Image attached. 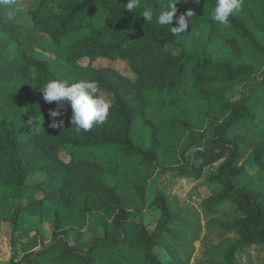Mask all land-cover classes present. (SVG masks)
<instances>
[{"label": "trees", "instance_id": "trees-1", "mask_svg": "<svg viewBox=\"0 0 264 264\" xmlns=\"http://www.w3.org/2000/svg\"><path fill=\"white\" fill-rule=\"evenodd\" d=\"M128 2L38 0L24 10L18 0L14 21L0 9V219L18 201L9 220L14 239L27 217L45 219L46 203L53 218L50 242L37 234L15 264H166L158 242L186 218L172 210L168 182H199L215 165L210 182L220 191L202 200L203 210L240 214L226 227L237 239L226 245L224 264H238L248 246L264 247V0H243L228 27L210 19L216 0H178L171 26L156 23L170 0H139L132 13ZM149 9L151 22L142 17ZM188 11V29L173 35ZM41 35L57 61L33 55ZM82 79L111 96L107 120L77 133L65 104L57 118L64 127L52 128L57 104L40 89ZM236 89L232 101L226 95ZM157 169L151 203L163 218L151 231L135 218ZM38 172L45 183L27 187ZM90 217L101 235L71 245L68 233L86 229ZM195 234L189 229L186 239ZM177 258L169 264H186Z\"/></svg>", "mask_w": 264, "mask_h": 264}, {"label": "rangeland", "instance_id": "rangeland-1", "mask_svg": "<svg viewBox=\"0 0 264 264\" xmlns=\"http://www.w3.org/2000/svg\"><path fill=\"white\" fill-rule=\"evenodd\" d=\"M23 3L24 10L32 9L38 4V0H20ZM43 48L38 49L33 55L38 59L57 61L54 47L45 35L40 37ZM174 51L178 49L169 47ZM61 63V62H60ZM108 66H118L107 62ZM100 67L99 64L95 65ZM124 73L126 69L122 68ZM241 94L240 89L227 93V97L235 101ZM102 97L111 105L112 98L104 94ZM180 164H185L179 161ZM219 165L208 168L201 181L190 182L188 179H173L168 182V194L171 197L170 205L173 211H176L177 217H186L179 224L171 223L166 228V234L159 242L156 252L160 258L169 264L177 260V257L184 258L186 264H224V249L226 245L234 242L237 237L228 232L226 227L240 218L237 210L225 206V214H208L202 208V200L216 194L220 187L210 182L212 175L216 174ZM161 170L157 169L151 177V188L149 189L147 204L135 219L142 222L149 230L155 231L158 223L162 220V212L151 203L152 198L157 192V185ZM46 176L42 173L33 174L26 182V186L43 185ZM170 183V184H169ZM173 197V198H172ZM18 201H12L5 206V214L0 219V264H15L24 254V248L33 242L36 235L46 243L51 240L53 231L52 205L46 203L45 219L40 221L37 217H27L23 223L24 232L19 238L13 239V226L10 223V217ZM7 207V208H6ZM195 229L193 239H186L189 229ZM100 223L94 217L89 218L86 229L81 232H69L68 242L72 245H83L94 237L101 235ZM174 240L169 241V237ZM248 249L241 252L238 256V264H264V253L255 246L246 247Z\"/></svg>", "mask_w": 264, "mask_h": 264}, {"label": "clouds", "instance_id": "clouds-1", "mask_svg": "<svg viewBox=\"0 0 264 264\" xmlns=\"http://www.w3.org/2000/svg\"><path fill=\"white\" fill-rule=\"evenodd\" d=\"M177 2L178 0H170L167 8L159 11L156 16L158 25H172L173 18L177 13ZM196 2L199 3V0H196ZM242 5L243 0H216L210 19L216 24L228 27L230 25V17L240 11ZM138 6L139 0H129L126 4V11L132 13ZM0 9H3L9 21H14L20 10L18 0H0ZM192 16V11L181 14L176 21L178 26L171 27L172 34L179 35L186 32L189 27V20L186 17ZM142 17L146 21L151 22L153 20V11L151 9L143 11ZM40 90L45 102H56L57 104V110L49 112L50 126L52 128L64 127V120H58L57 118L63 115L59 109L63 108L65 104L71 107L72 116L70 122L77 133L81 131L88 132L94 125H102L109 116L110 104L102 97L95 81L82 79L69 84L67 81L51 80Z\"/></svg>", "mask_w": 264, "mask_h": 264}, {"label": "crops", "instance_id": "crops-1", "mask_svg": "<svg viewBox=\"0 0 264 264\" xmlns=\"http://www.w3.org/2000/svg\"><path fill=\"white\" fill-rule=\"evenodd\" d=\"M256 248H259L264 253V247L263 246H255ZM239 256V255H238Z\"/></svg>", "mask_w": 264, "mask_h": 264}]
</instances>
